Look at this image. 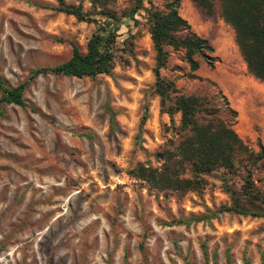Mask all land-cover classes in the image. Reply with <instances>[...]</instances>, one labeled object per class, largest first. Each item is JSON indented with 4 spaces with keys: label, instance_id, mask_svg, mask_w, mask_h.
Masks as SVG:
<instances>
[{
    "label": "rangeland",
    "instance_id": "obj_1",
    "mask_svg": "<svg viewBox=\"0 0 264 264\" xmlns=\"http://www.w3.org/2000/svg\"><path fill=\"white\" fill-rule=\"evenodd\" d=\"M212 2L207 16L181 0L179 15L213 53L195 56L199 68L191 71L183 52L169 49L161 75L183 95L221 93L237 112L234 130L258 151V141L264 146V84L248 73L218 0ZM132 6L133 0L111 6L119 21L110 75H40L24 92L29 107H5L0 264H264V220L220 211L229 203L221 171L204 176L203 191L183 197L127 175L139 163L157 167L154 155L179 140V114L161 113L152 93L155 52L144 13L127 16ZM55 7L54 0H0V74L10 86L28 81L35 69L67 61L72 46L85 52L96 24ZM83 10L90 11L88 1ZM94 18L104 22L98 13ZM255 178L264 181L262 174ZM178 220L190 223H173Z\"/></svg>",
    "mask_w": 264,
    "mask_h": 264
},
{
    "label": "trees",
    "instance_id": "obj_2",
    "mask_svg": "<svg viewBox=\"0 0 264 264\" xmlns=\"http://www.w3.org/2000/svg\"><path fill=\"white\" fill-rule=\"evenodd\" d=\"M54 1L57 13L72 16L78 22L94 23L97 29L88 40L84 53L72 46L67 61L33 70L24 83L10 86L0 74V120L6 106L29 107L24 92L29 81L40 75L95 79L99 75H110L114 69L116 23L119 21L111 9L114 0H75L76 4L67 3L66 0ZM85 1H88L90 11L83 10ZM154 1L133 0L127 16L133 19L141 12L145 15L155 52L152 93L159 98L161 113L170 118L179 114L176 131L179 140L173 149H165L154 155L159 164L157 167L139 163L127 175L151 190L183 197L191 192L203 191L206 185L204 176L221 171L220 183L229 203L220 211L264 220V181L259 182L255 178L256 174L264 176V146L258 141V151H254L238 136L233 128L237 112L221 93L211 97L183 95L178 93L174 82L161 75V71L167 67L169 49L182 51V59L190 70L197 71L199 64L194 57L207 59V54H212L213 48L207 40L193 33L187 21L179 15L181 0H157V6ZM191 2L207 16L213 15L212 0ZM218 2L220 18L233 30L235 45L248 73L264 84V0ZM95 13L103 17L104 22H97ZM146 121L147 114H144L140 129ZM202 219L208 217L193 221ZM173 223L188 225L190 221L178 220Z\"/></svg>",
    "mask_w": 264,
    "mask_h": 264
}]
</instances>
